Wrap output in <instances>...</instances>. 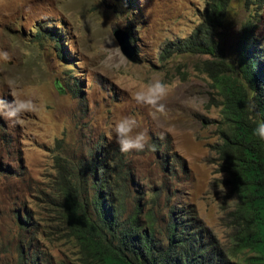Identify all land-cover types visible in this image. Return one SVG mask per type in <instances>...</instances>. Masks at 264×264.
<instances>
[{
	"label": "rangeland",
	"instance_id": "374dc122",
	"mask_svg": "<svg viewBox=\"0 0 264 264\" xmlns=\"http://www.w3.org/2000/svg\"><path fill=\"white\" fill-rule=\"evenodd\" d=\"M208 1L0 0V49L12 57L0 60V92L11 99L6 82L12 78L17 81L14 90L43 105L19 125L0 119V259L14 254L16 235L26 232L19 230L23 219L28 227H38L40 243L54 259L78 263L71 240L44 225L48 218L44 199L47 194L54 197L57 163L88 159L89 151L97 148L123 171L128 207L133 197L141 203L153 199L160 227L155 235L161 242L170 215L181 219L179 226L199 233L221 259L261 262L253 259L257 251L236 244L232 211L238 199L215 151L220 141L218 97L197 69L208 56L159 55L165 44L191 32ZM243 24L251 29L252 45L264 66V0H230L217 37L232 63ZM125 26L135 62L121 54L112 36L114 28ZM34 29L43 35L36 37ZM52 29L60 35L64 59L45 35ZM161 76L172 86L166 111L137 105L131 98L136 86ZM121 116L135 118L137 131L147 133L149 147L144 151L122 154L114 140H108L107 130ZM161 133L164 139L159 138ZM42 230L48 231L49 241Z\"/></svg>",
	"mask_w": 264,
	"mask_h": 264
},
{
	"label": "trees",
	"instance_id": "16d2710c",
	"mask_svg": "<svg viewBox=\"0 0 264 264\" xmlns=\"http://www.w3.org/2000/svg\"><path fill=\"white\" fill-rule=\"evenodd\" d=\"M229 2L209 0L191 32L176 43L165 44L159 55L166 58L172 52H187L208 56L197 69L207 76L218 97L216 130L220 141L215 151L226 182L238 199L232 211L236 244L257 251L259 255L253 259L260 258L259 264H264V140L254 135V129L264 122V66L252 45L251 29L244 24L234 47V62L227 61L217 36ZM123 29L130 34L126 26ZM34 30L36 37L43 35ZM45 33L52 39L56 54L64 59L58 31ZM250 102L256 104L255 112L249 110ZM122 177L119 164L109 161L97 148L89 151L88 159H63L56 164L54 197L47 194L44 199L48 217L44 225L49 224L51 233L71 240L78 260L74 264H240L221 259L199 233L179 226L180 217L177 221L168 216L165 242H161L155 235L160 227L153 199L141 203L139 197H133L128 207L129 190ZM130 182L135 184L131 177ZM28 215L25 213V220ZM19 223V230L26 232L16 235L14 254L1 258L0 264H64L40 243L38 227H28L23 219ZM42 232L49 241L48 231Z\"/></svg>",
	"mask_w": 264,
	"mask_h": 264
},
{
	"label": "clouds",
	"instance_id": "9594fccd",
	"mask_svg": "<svg viewBox=\"0 0 264 264\" xmlns=\"http://www.w3.org/2000/svg\"><path fill=\"white\" fill-rule=\"evenodd\" d=\"M12 59L9 51L0 49V60L8 62ZM9 88L6 99L3 92H0V119L7 120L10 124L19 125L23 123L26 114L40 111L42 103H38L30 94L20 93L15 89L17 81L10 78L7 80ZM172 91V86L166 83L163 76L151 80H142L136 86V91L132 95V100L140 106H145L154 110V112L164 113L166 111V101ZM249 110L255 112L256 104L250 102ZM138 124L135 118L131 116H121L114 121L107 130V138L118 146L122 154L131 152H142L149 147V137L144 131H137ZM254 135L264 140V122L258 124L254 129ZM160 139H164V133H161ZM155 151V145H151Z\"/></svg>",
	"mask_w": 264,
	"mask_h": 264
},
{
	"label": "water",
	"instance_id": "95a60500",
	"mask_svg": "<svg viewBox=\"0 0 264 264\" xmlns=\"http://www.w3.org/2000/svg\"><path fill=\"white\" fill-rule=\"evenodd\" d=\"M112 36L115 39L121 54L127 60L135 62L137 60V56L134 46L130 43L129 34L124 29L114 28L112 30Z\"/></svg>",
	"mask_w": 264,
	"mask_h": 264
}]
</instances>
